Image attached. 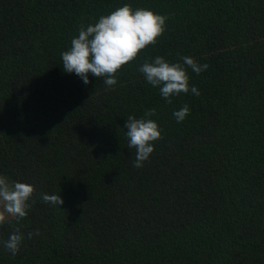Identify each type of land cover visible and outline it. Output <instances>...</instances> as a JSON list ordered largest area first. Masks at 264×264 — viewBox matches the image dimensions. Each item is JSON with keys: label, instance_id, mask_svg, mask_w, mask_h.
<instances>
[{"label": "trees", "instance_id": "1", "mask_svg": "<svg viewBox=\"0 0 264 264\" xmlns=\"http://www.w3.org/2000/svg\"><path fill=\"white\" fill-rule=\"evenodd\" d=\"M124 4L168 15L157 44L113 88L66 73L79 25ZM156 56L208 64L187 70L200 95L167 103L137 71ZM153 108L162 139L135 168L125 122ZM0 175L35 187L0 264H264V0H0Z\"/></svg>", "mask_w": 264, "mask_h": 264}, {"label": "clouds", "instance_id": "2", "mask_svg": "<svg viewBox=\"0 0 264 264\" xmlns=\"http://www.w3.org/2000/svg\"><path fill=\"white\" fill-rule=\"evenodd\" d=\"M167 14H157L147 8H135L124 4L107 15H102L95 23H81L78 36L71 40L68 50L61 53L63 70L75 73L85 85L89 83V75L103 78L108 88L117 83L121 68L134 61L140 52L149 45L155 46L158 37L166 31ZM179 55V53L177 54ZM182 62H169L164 57L156 56L141 63L137 71L154 88L158 87L160 95L171 104L173 96L181 93L199 96L194 85H190L188 69L199 75L209 65L200 64L194 58L181 56ZM190 114L187 104L173 112L177 123L182 122ZM156 110L149 109L141 118L129 115L125 122L128 147L135 148L136 155L133 167L142 168L144 162L154 151V141L162 139V129L151 119ZM35 187L26 182L10 180L0 175V225L11 223L8 217L15 220L12 232L5 241V248L15 256L25 238L21 232L20 222L25 219L35 200ZM42 200L53 206H61L64 201L58 194H42ZM40 230L27 233V238L39 236Z\"/></svg>", "mask_w": 264, "mask_h": 264}]
</instances>
